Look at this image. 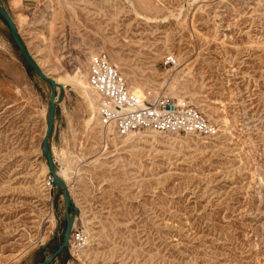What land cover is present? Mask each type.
Returning <instances> with one entry per match:
<instances>
[{
	"label": "rangeland",
	"instance_id": "374dc122",
	"mask_svg": "<svg viewBox=\"0 0 264 264\" xmlns=\"http://www.w3.org/2000/svg\"><path fill=\"white\" fill-rule=\"evenodd\" d=\"M20 30L68 86L53 155L89 235L51 264H264V0H42ZM100 51L130 88L151 100L171 87L215 133L105 142L77 86ZM51 92L0 16V264H37L63 240L65 200L42 149Z\"/></svg>",
	"mask_w": 264,
	"mask_h": 264
},
{
	"label": "built area",
	"instance_id": "2783aa9c",
	"mask_svg": "<svg viewBox=\"0 0 264 264\" xmlns=\"http://www.w3.org/2000/svg\"><path fill=\"white\" fill-rule=\"evenodd\" d=\"M87 78L98 98L102 124L113 126L122 135L134 130H153L209 136L216 131L202 110L190 104L180 105L171 95L159 94L151 100L147 96L140 98L104 51L91 56ZM46 181L50 188L55 186L50 171ZM88 239L89 235L84 229L76 228L75 220L69 242L71 254H79L87 246Z\"/></svg>",
	"mask_w": 264,
	"mask_h": 264
},
{
	"label": "water",
	"instance_id": "95a60500",
	"mask_svg": "<svg viewBox=\"0 0 264 264\" xmlns=\"http://www.w3.org/2000/svg\"><path fill=\"white\" fill-rule=\"evenodd\" d=\"M0 15L7 22L11 36L15 41L17 47L19 48L22 56L28 63V65L41 78H43L52 85V92L50 96L49 112H48V123L42 141V149L48 162L49 171L53 176L56 189L58 192L60 191L62 192L65 200L66 227L63 234V240L58 245V247L49 256L45 257L43 260L37 263V264H51L61 253H63L65 249L69 247L71 232L79 212V207L78 205H76V203L74 202L71 196L68 184L65 182V180H63L57 175V165L49 143V140L54 130L56 109L58 104L62 101L65 86L42 69V67L39 65V63L36 61L32 53L28 49L23 38L21 37L20 32L18 30V26L14 21L11 13L8 11L7 8H5V6L1 2H0ZM71 207H74L73 211H71Z\"/></svg>",
	"mask_w": 264,
	"mask_h": 264
},
{
	"label": "crops",
	"instance_id": "0c3cea01",
	"mask_svg": "<svg viewBox=\"0 0 264 264\" xmlns=\"http://www.w3.org/2000/svg\"><path fill=\"white\" fill-rule=\"evenodd\" d=\"M6 1H7L8 10H10L11 15L19 28L20 35L23 36V33L20 30V24H24L26 20V16H31L32 13L35 12V10L42 4V0H6ZM67 88L68 86L64 87V92H63V96L65 95L64 101L58 104L57 109L67 99L66 97V94L68 92ZM58 139H60V129H59V118L56 110L54 130L49 140L50 147L52 146L51 147L52 152H53V144L56 147ZM54 158L55 161L57 162L55 155Z\"/></svg>",
	"mask_w": 264,
	"mask_h": 264
},
{
	"label": "bare ground",
	"instance_id": "6f19581e",
	"mask_svg": "<svg viewBox=\"0 0 264 264\" xmlns=\"http://www.w3.org/2000/svg\"><path fill=\"white\" fill-rule=\"evenodd\" d=\"M78 90L80 91L81 90V92H83V94L85 95V97L88 99V102L89 103H92L93 105H94V108H95V111H96V113H99V110H100V107L97 105V102H96V99L93 97V94L90 92V89H91V91H93V89L90 87V84H89V82H88V85H85V84H80V83H78ZM134 86L135 87H132L131 86V90L135 93V92H137V95L140 97V98H143V97H146V95L144 94V91L139 87V86H137V85H135V83H134ZM168 86H169V84H168ZM134 88V89H133ZM169 88H171V87H169ZM167 89L165 92H166V94H168V95H171V96H173V97H176L175 95H173V94H171L170 93V90L171 89ZM174 88V87H173ZM135 90V91H134ZM165 92L164 93H162V94H165ZM169 92V93H168ZM157 93V92H156ZM158 94V93H157ZM178 101V100H177ZM178 103L180 104V105H183L184 104V100L183 99H179V101H178ZM99 104V103H98ZM102 122V121H101ZM115 134V135H118L117 133H119L116 129H114L113 128V126H111V125H109V126H105L104 125V140H105V142H106V140L107 139H109L112 135H113V133ZM117 132V133H116ZM120 134V133H119ZM120 135H122V134H120ZM130 134H129V138H130ZM119 138H121L122 136H118ZM126 139H128V138H126ZM106 147V146H105ZM69 172H70V167H64V168H61V169H57V175L60 177V178H62L63 180H65V182L67 181V180H71V176H70V174H69ZM46 182V184H47V181H45Z\"/></svg>",
	"mask_w": 264,
	"mask_h": 264
},
{
	"label": "trees",
	"instance_id": "16d2710c",
	"mask_svg": "<svg viewBox=\"0 0 264 264\" xmlns=\"http://www.w3.org/2000/svg\"><path fill=\"white\" fill-rule=\"evenodd\" d=\"M1 16V15H0ZM2 17V16H1ZM2 19L4 20V18L2 17ZM5 21V20H4ZM5 23L7 24V22L5 21ZM8 25V24H7ZM11 39H12V41H13V43H14V45L17 47V45H16V43H15V41L13 40V38H12V36H11ZM18 48V47H17ZM19 49V48H18ZM24 58V57H23ZM28 64V63H27ZM29 68L31 69V70H33L30 66H29ZM57 247H58V245H57ZM56 247V248H57ZM61 255V254H60ZM59 255V256H60Z\"/></svg>",
	"mask_w": 264,
	"mask_h": 264
}]
</instances>
